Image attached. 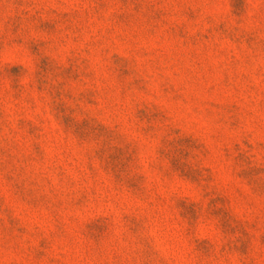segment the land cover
<instances>
[{
  "label": "rangeland",
  "instance_id": "1",
  "mask_svg": "<svg viewBox=\"0 0 264 264\" xmlns=\"http://www.w3.org/2000/svg\"><path fill=\"white\" fill-rule=\"evenodd\" d=\"M0 264H264V0H0Z\"/></svg>",
  "mask_w": 264,
  "mask_h": 264
}]
</instances>
